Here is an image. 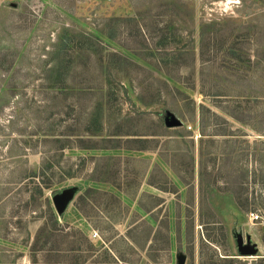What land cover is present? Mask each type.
<instances>
[{
	"label": "rangeland",
	"instance_id": "obj_1",
	"mask_svg": "<svg viewBox=\"0 0 264 264\" xmlns=\"http://www.w3.org/2000/svg\"><path fill=\"white\" fill-rule=\"evenodd\" d=\"M263 219L264 0H0V264H264Z\"/></svg>",
	"mask_w": 264,
	"mask_h": 264
},
{
	"label": "water",
	"instance_id": "obj_2",
	"mask_svg": "<svg viewBox=\"0 0 264 264\" xmlns=\"http://www.w3.org/2000/svg\"><path fill=\"white\" fill-rule=\"evenodd\" d=\"M175 121H171L170 124H175ZM63 202V198L60 197H55L54 198V204L56 206L57 211L61 210V203ZM237 246L239 251L244 254H252L255 252V245L254 244H243V240L240 236L237 237Z\"/></svg>",
	"mask_w": 264,
	"mask_h": 264
},
{
	"label": "trees",
	"instance_id": "obj_3",
	"mask_svg": "<svg viewBox=\"0 0 264 264\" xmlns=\"http://www.w3.org/2000/svg\"><path fill=\"white\" fill-rule=\"evenodd\" d=\"M99 88H101V87H99ZM77 89L79 90V91H84L85 90V87H82V86H78L77 87ZM100 110V109H99ZM56 231V232H55ZM62 233V236H67L68 235V233H66V232H63L60 228H56V229H54V231H52V232H47V234L46 235H48L47 237L49 238V237H53L54 235H56V233ZM72 249H76V248H74V247H72Z\"/></svg>",
	"mask_w": 264,
	"mask_h": 264
},
{
	"label": "built area",
	"instance_id": "obj_4",
	"mask_svg": "<svg viewBox=\"0 0 264 264\" xmlns=\"http://www.w3.org/2000/svg\"><path fill=\"white\" fill-rule=\"evenodd\" d=\"M249 215L254 220H259V219L262 220L261 215H259L258 213L250 212ZM263 224H264V219H263Z\"/></svg>",
	"mask_w": 264,
	"mask_h": 264
}]
</instances>
